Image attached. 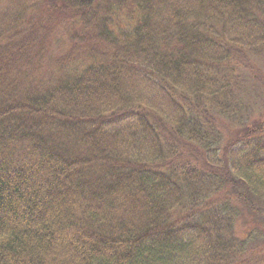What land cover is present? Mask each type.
I'll return each mask as SVG.
<instances>
[{"label":"trees","instance_id":"obj_1","mask_svg":"<svg viewBox=\"0 0 264 264\" xmlns=\"http://www.w3.org/2000/svg\"><path fill=\"white\" fill-rule=\"evenodd\" d=\"M7 2L0 264H264L239 227L264 222V123L219 126L264 58V0Z\"/></svg>","mask_w":264,"mask_h":264},{"label":"rangeland","instance_id":"obj_2","mask_svg":"<svg viewBox=\"0 0 264 264\" xmlns=\"http://www.w3.org/2000/svg\"><path fill=\"white\" fill-rule=\"evenodd\" d=\"M7 1L0 0V14L16 15L18 7L8 6ZM59 47L57 50L54 49L52 51V53L56 51L55 58L62 57L68 50L67 47ZM49 57L51 56L49 55ZM83 64L82 62H77L71 72L74 75L80 73L83 69ZM248 64V83L242 93V98L244 97L242 111L240 112L242 118L236 121L221 118L222 122L219 125L228 137L235 138V135L241 132L244 127L251 128L256 124L264 123V58L260 60L251 58ZM52 66V60L46 59L42 62L38 70L42 78L48 76V73L53 70ZM43 82L47 81L43 78ZM231 119H234V117H231ZM256 225L264 232V222L261 218L248 212L241 216L239 227L243 231L251 230ZM263 256L264 253H262V258Z\"/></svg>","mask_w":264,"mask_h":264}]
</instances>
